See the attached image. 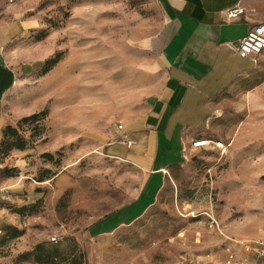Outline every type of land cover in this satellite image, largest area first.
<instances>
[{"label":"rangeland","instance_id":"rangeland-1","mask_svg":"<svg viewBox=\"0 0 264 264\" xmlns=\"http://www.w3.org/2000/svg\"><path fill=\"white\" fill-rule=\"evenodd\" d=\"M16 2L35 23L23 41L33 70L9 95L6 110L14 126L39 117L21 124L24 149L0 152V170L10 169L8 177L22 184L20 191L1 190L9 222L0 264H40L39 243L61 253L45 264H189V254L207 253L221 232L264 236V59L214 99L203 136L211 143L175 167L156 202L137 220L94 235L95 221L135 198L142 174L105 154L86 132L93 121L141 110L159 86L160 75L142 68L153 58L137 41L158 30L162 6L158 0ZM0 177L6 179L4 171Z\"/></svg>","mask_w":264,"mask_h":264},{"label":"crops","instance_id":"crops-1","mask_svg":"<svg viewBox=\"0 0 264 264\" xmlns=\"http://www.w3.org/2000/svg\"><path fill=\"white\" fill-rule=\"evenodd\" d=\"M158 1L164 20L137 45L151 54L152 62L143 63L142 68L160 75L159 86L141 110L103 123L93 121L85 129L101 151L138 170L142 183L134 199L95 221L89 227L90 234H110L140 218L156 202L175 167L201 149L193 147L192 141L206 138L214 99L238 76L256 70L264 59V53L255 60L242 57L236 49L247 31L264 21V0ZM238 4L245 12L227 19L226 11ZM34 25L21 13L16 0H0V140L3 129L13 125L6 110L8 97L33 70L23 41ZM125 137L132 139L131 146L124 143ZM7 186L20 191L21 180L0 177V195ZM4 211L0 207L2 226L9 222ZM220 235L219 242L206 248L207 253L192 251L189 264H216L225 257L233 239L241 238L223 232Z\"/></svg>","mask_w":264,"mask_h":264},{"label":"built area","instance_id":"built-area-1","mask_svg":"<svg viewBox=\"0 0 264 264\" xmlns=\"http://www.w3.org/2000/svg\"><path fill=\"white\" fill-rule=\"evenodd\" d=\"M244 12L245 8L238 4L226 11V17L229 20H233ZM236 49L242 57H252L255 60L264 53V21L253 25L245 36L237 42ZM118 127L122 129L123 124L119 123ZM124 143L127 146H131L133 141L125 137ZM209 143H211L209 138H199L192 141V146L205 147ZM216 144L219 147L223 146L221 142ZM4 233L5 230L0 225V238ZM225 252V257L216 264H264V236L233 239V243L226 247Z\"/></svg>","mask_w":264,"mask_h":264},{"label":"trees","instance_id":"trees-1","mask_svg":"<svg viewBox=\"0 0 264 264\" xmlns=\"http://www.w3.org/2000/svg\"><path fill=\"white\" fill-rule=\"evenodd\" d=\"M59 61V57L52 58L45 62V66L43 72H48L53 68V66ZM39 117L38 113H34L32 115L23 117L20 122H18L17 126L14 125H7L2 131V138L0 140V152L7 153L9 150L16 148V149H24L27 145V140L24 136L20 134V127L24 121L33 120ZM13 136L12 141L6 139L7 136ZM5 172L6 176H11L9 173L10 169H2ZM26 209V207H22L21 210ZM5 230L4 235L0 238L3 239L6 234V229L2 226ZM16 230V236L20 234L18 229ZM61 255L60 250L57 247H47L43 243H39L35 247V261L40 264H45L50 262L53 258Z\"/></svg>","mask_w":264,"mask_h":264}]
</instances>
